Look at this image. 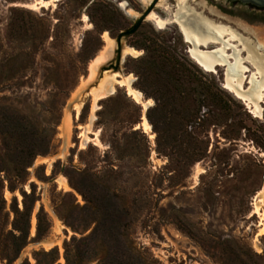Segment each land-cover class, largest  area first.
Listing matches in <instances>:
<instances>
[{
  "label": "rangeland",
  "instance_id": "obj_1",
  "mask_svg": "<svg viewBox=\"0 0 264 264\" xmlns=\"http://www.w3.org/2000/svg\"><path fill=\"white\" fill-rule=\"evenodd\" d=\"M37 1L0 0V264H264V117L150 19L179 0ZM188 1L264 46V17ZM105 34L96 84L132 76L153 104L118 87L93 121L91 96L68 114Z\"/></svg>",
  "mask_w": 264,
  "mask_h": 264
},
{
  "label": "bare ground",
  "instance_id": "obj_2",
  "mask_svg": "<svg viewBox=\"0 0 264 264\" xmlns=\"http://www.w3.org/2000/svg\"><path fill=\"white\" fill-rule=\"evenodd\" d=\"M58 1L60 0H38L32 8L48 7ZM122 8L132 12L126 2L122 4ZM214 12L211 14L215 15ZM84 18L87 22V16ZM150 19L160 30L165 29L171 22L178 24L186 41L191 45L189 53L192 60L207 73H214L218 68H223L226 90L242 100L257 117H264V47L262 49L259 43L231 27L217 24L206 17L204 13H200L188 0L178 1V7L173 13L172 19H163L156 13H152ZM239 26L242 28V25ZM105 40L106 46L90 64V75L84 83L83 89L97 79L101 67L114 57L115 42L108 34H105ZM125 53L134 57L140 55L134 48H127ZM134 81L132 76L123 78L119 73L108 74L103 81H100L99 86L91 92L92 121L95 119L94 112L99 108L98 103L114 95L118 87H126L129 96L141 104L145 111L148 110L153 103L151 100H144L143 94L133 88ZM82 104L77 103L74 111L79 112ZM68 114H70L69 111ZM143 128L146 133L152 131L147 118H144ZM60 182L66 186L64 178L60 179ZM258 215L261 219V233H264V213L259 212Z\"/></svg>",
  "mask_w": 264,
  "mask_h": 264
},
{
  "label": "flooded vegetation",
  "instance_id": "obj_3",
  "mask_svg": "<svg viewBox=\"0 0 264 264\" xmlns=\"http://www.w3.org/2000/svg\"><path fill=\"white\" fill-rule=\"evenodd\" d=\"M220 3H221L220 4L221 14L220 13L219 14L221 16H223L226 21H227V19L230 20L231 17H229V15L230 16H235V14L238 11L239 12H244L246 15H248V16H250L252 18H256V19H261V18L264 17V8H259V7L252 6V5H243V4L239 3V2H233V1H230V0H220ZM150 12L151 11L147 12V14L144 16V18L149 16ZM250 14H253V15L251 16ZM139 23L137 24L138 25L137 29L139 28V25H140ZM262 47H264V46L262 45Z\"/></svg>",
  "mask_w": 264,
  "mask_h": 264
},
{
  "label": "water",
  "instance_id": "obj_4",
  "mask_svg": "<svg viewBox=\"0 0 264 264\" xmlns=\"http://www.w3.org/2000/svg\"><path fill=\"white\" fill-rule=\"evenodd\" d=\"M233 2H239L243 5H252V6H256L259 8H264V0H230ZM115 54H117V52H115ZM100 71H102V67L100 69ZM96 80L94 82H91L90 84H88L86 86V88H84L81 93L79 94V96L69 104L67 111L72 112L74 110V107L77 103H82L84 100L88 99L91 96V92L94 88H97L99 86V83L96 84ZM57 179H55L54 181H57ZM41 244H45V243H41Z\"/></svg>",
  "mask_w": 264,
  "mask_h": 264
},
{
  "label": "trees",
  "instance_id": "obj_5",
  "mask_svg": "<svg viewBox=\"0 0 264 264\" xmlns=\"http://www.w3.org/2000/svg\"><path fill=\"white\" fill-rule=\"evenodd\" d=\"M251 16L253 15V14H250ZM137 26L138 25H136L132 30H129L128 32H125V33H123L121 36H130L131 34H133L135 31H136V29H137ZM134 100V99H133ZM135 101V100H134ZM136 102V101H135ZM137 103V102H136ZM25 214V213H24ZM29 216V215H28ZM22 264H24V263H22Z\"/></svg>",
  "mask_w": 264,
  "mask_h": 264
}]
</instances>
